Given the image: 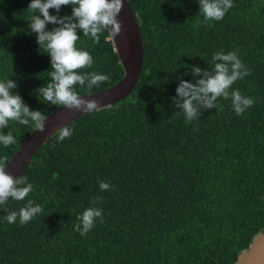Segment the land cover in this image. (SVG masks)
<instances>
[{
    "label": "trees",
    "instance_id": "trees-1",
    "mask_svg": "<svg viewBox=\"0 0 264 264\" xmlns=\"http://www.w3.org/2000/svg\"><path fill=\"white\" fill-rule=\"evenodd\" d=\"M127 1L142 37L140 75L127 97L81 115L66 125L70 138L58 142L57 131L34 152L21 175L34 191L0 206V264H233L264 227V0H233L222 21L208 23L198 0ZM30 3L0 0V80H14L15 92L46 116L60 105L36 91L52 68L30 34ZM78 35L77 46L94 58L87 71L110 76L91 91L76 85L80 95L116 83L123 71L108 33L97 45ZM221 50H238L250 69L232 87L255 105L237 116L231 99L220 98L223 111L186 123L174 115L177 77L194 82L191 67L211 70ZM33 128L10 122L3 134L17 143L0 145V159L8 161ZM101 181L112 190L101 191ZM28 199L43 213L8 224L3 217ZM93 206L104 222L81 236L77 216Z\"/></svg>",
    "mask_w": 264,
    "mask_h": 264
},
{
    "label": "clouds",
    "instance_id": "clouds-1",
    "mask_svg": "<svg viewBox=\"0 0 264 264\" xmlns=\"http://www.w3.org/2000/svg\"><path fill=\"white\" fill-rule=\"evenodd\" d=\"M199 13L205 23L222 21L227 12L234 7L233 0H198ZM63 6H70L71 15L60 17L50 14V9L59 13ZM124 0H31L26 11L32 13L28 28L30 34H35L40 48L48 53L52 71L46 86L38 88L39 95L53 105H62L63 108L80 113L92 114L101 109L96 100L86 99L76 89V85L91 91L102 83L110 81V76L97 72H89L94 58L89 51L79 48L81 37L91 39L93 45L100 43L101 35L107 32L105 38L115 39L122 32V24L117 17L122 11ZM52 24L51 30L47 26ZM212 60L214 66L211 70H203L199 66L191 67L194 82L183 77H177L179 86L173 104L179 111L174 115L183 114L186 123L201 119L202 112L216 109L223 111L218 103L220 98L231 99L232 107L237 116L243 114L255 105V100L243 95L233 85L251 75V71L242 62L238 50L216 52ZM187 74V73H186ZM18 84L12 79L0 80V145L5 148L17 143L11 131L3 134V129L9 127L10 122H17L24 126H34L40 132L45 131L46 117L41 111L32 110L23 98L15 92ZM73 130L64 126L58 131V142L70 138ZM7 157L0 159V206H4L9 198L15 201H25L26 197L34 191V185L29 183L26 176L14 178L6 172ZM101 191H110L112 186L101 181ZM102 198L92 201L96 205ZM43 207L28 199L19 211L8 212L3 218L8 224H15L19 219L20 225H27L35 217L42 214ZM104 222L102 209L88 207L77 216L73 230L81 236L92 231L96 222ZM264 237V229H260L253 238L254 245ZM243 257H239L236 264H241Z\"/></svg>",
    "mask_w": 264,
    "mask_h": 264
},
{
    "label": "water",
    "instance_id": "water-1",
    "mask_svg": "<svg viewBox=\"0 0 264 264\" xmlns=\"http://www.w3.org/2000/svg\"><path fill=\"white\" fill-rule=\"evenodd\" d=\"M117 19L122 24V32L110 41L123 71L122 76L107 88L81 95L86 99L98 101L101 108L109 107L129 95L140 75L143 63L142 37L127 0H124V6ZM83 114L75 110L69 111L62 105L48 113L45 116V131L40 132L35 127L32 129L7 161L6 172L19 179L38 147L60 128ZM256 234L248 246L239 251L233 264H236L239 257H243L241 264H264V237H261L254 245L253 238Z\"/></svg>",
    "mask_w": 264,
    "mask_h": 264
}]
</instances>
